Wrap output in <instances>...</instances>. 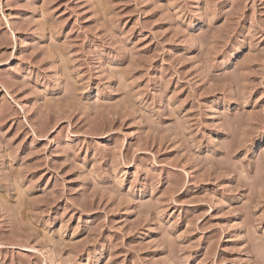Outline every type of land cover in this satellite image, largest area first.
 <instances>
[{"label":"rangeland","instance_id":"obj_1","mask_svg":"<svg viewBox=\"0 0 264 264\" xmlns=\"http://www.w3.org/2000/svg\"><path fill=\"white\" fill-rule=\"evenodd\" d=\"M0 264H264V0H0Z\"/></svg>","mask_w":264,"mask_h":264}]
</instances>
